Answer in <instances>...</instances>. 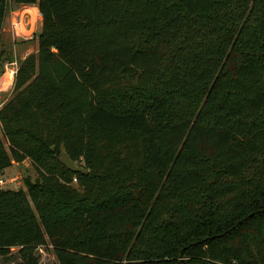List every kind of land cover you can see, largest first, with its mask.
Listing matches in <instances>:
<instances>
[{"label": "trees", "instance_id": "obj_1", "mask_svg": "<svg viewBox=\"0 0 264 264\" xmlns=\"http://www.w3.org/2000/svg\"><path fill=\"white\" fill-rule=\"evenodd\" d=\"M7 3L40 30L0 105V175L36 176L0 190V257L264 264V0H0V32Z\"/></svg>", "mask_w": 264, "mask_h": 264}, {"label": "rangeland", "instance_id": "obj_2", "mask_svg": "<svg viewBox=\"0 0 264 264\" xmlns=\"http://www.w3.org/2000/svg\"><path fill=\"white\" fill-rule=\"evenodd\" d=\"M8 6V4H7ZM4 7V11H5ZM16 7L12 5L11 10H15ZM10 15L5 11V16L1 25L0 32V51L2 52L1 58H8V60L4 61L1 65L0 71V104H2L5 100L9 99L10 91H11V83L9 81H5V77L2 76L4 73L3 67L9 63H15L16 67L19 61H21L26 55L35 52L36 43L35 37L30 41H18L13 39L9 33L8 21ZM40 22L37 24V32L40 30ZM6 82V83H5ZM9 84V85H8ZM5 146V144H4ZM35 172L30 167V164L27 160H24L20 164H12L8 169H6L3 173V177L8 179L10 182L6 186L8 190H23L21 185V181L23 178L28 177L31 180L35 178ZM16 247L9 248L8 255L6 258L0 257V264H20L19 257L17 255ZM34 257L36 259V264H57L50 248H44L38 246L34 250Z\"/></svg>", "mask_w": 264, "mask_h": 264}, {"label": "built area", "instance_id": "obj_3", "mask_svg": "<svg viewBox=\"0 0 264 264\" xmlns=\"http://www.w3.org/2000/svg\"><path fill=\"white\" fill-rule=\"evenodd\" d=\"M7 4L5 5V8H6L5 11L8 12L10 15V18L8 21V28H9L8 31L11 37L13 39H16L18 41H23V42L32 40L36 36L37 29H38L37 24L40 22V16H39L36 6L35 5L14 6L13 5L14 7H16V9L11 10L12 5L9 3ZM5 11H4V16H5ZM15 69H16L15 63L6 64L3 67L4 73L2 76L5 77L7 75H10V79L12 80ZM11 80H10V83H11ZM9 182L10 181L4 178L3 175H0V190L6 189V186L9 184Z\"/></svg>", "mask_w": 264, "mask_h": 264}, {"label": "water", "instance_id": "obj_4", "mask_svg": "<svg viewBox=\"0 0 264 264\" xmlns=\"http://www.w3.org/2000/svg\"><path fill=\"white\" fill-rule=\"evenodd\" d=\"M57 162L70 173H76V174L84 173L83 169L76 167L74 163L71 162L65 155H61L59 158H57Z\"/></svg>", "mask_w": 264, "mask_h": 264}, {"label": "bare ground", "instance_id": "obj_5", "mask_svg": "<svg viewBox=\"0 0 264 264\" xmlns=\"http://www.w3.org/2000/svg\"><path fill=\"white\" fill-rule=\"evenodd\" d=\"M5 79L10 82V75L5 76Z\"/></svg>", "mask_w": 264, "mask_h": 264}, {"label": "crops", "instance_id": "obj_6", "mask_svg": "<svg viewBox=\"0 0 264 264\" xmlns=\"http://www.w3.org/2000/svg\"><path fill=\"white\" fill-rule=\"evenodd\" d=\"M1 105V104H0Z\"/></svg>", "mask_w": 264, "mask_h": 264}]
</instances>
